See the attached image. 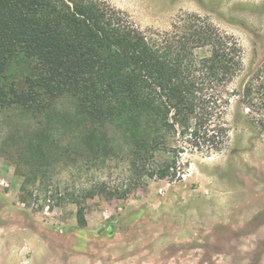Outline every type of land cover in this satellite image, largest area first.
<instances>
[{"label":"rangeland","instance_id":"374dc122","mask_svg":"<svg viewBox=\"0 0 264 264\" xmlns=\"http://www.w3.org/2000/svg\"><path fill=\"white\" fill-rule=\"evenodd\" d=\"M101 1L148 36L171 35L190 14L233 35L243 61L234 88L264 63V0ZM236 104L222 151L185 149L180 173L154 178L131 166L121 136L97 166L65 151L79 132L76 120L70 124L74 97L60 98L47 118L18 108L2 113L0 264H264V130L235 120ZM43 132L55 144L34 179L37 165L25 153ZM56 188L58 199L47 197ZM76 201L86 208L85 228Z\"/></svg>","mask_w":264,"mask_h":264},{"label":"trees","instance_id":"16d2710c","mask_svg":"<svg viewBox=\"0 0 264 264\" xmlns=\"http://www.w3.org/2000/svg\"><path fill=\"white\" fill-rule=\"evenodd\" d=\"M242 62L238 40L198 14L154 37L101 0H0V115L18 108L47 118L60 98L74 97L70 124L79 132L65 151L87 167L104 162L121 136L137 173L176 175L185 149H224L233 100L235 120L264 130V63L234 88ZM54 144L47 132L28 142L34 179ZM76 202L85 228L86 208Z\"/></svg>","mask_w":264,"mask_h":264}]
</instances>
